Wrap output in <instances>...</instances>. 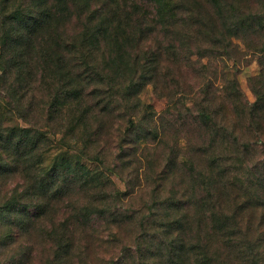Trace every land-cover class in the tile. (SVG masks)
I'll return each instance as SVG.
<instances>
[{"label": "rangeland", "instance_id": "rangeland-1", "mask_svg": "<svg viewBox=\"0 0 264 264\" xmlns=\"http://www.w3.org/2000/svg\"><path fill=\"white\" fill-rule=\"evenodd\" d=\"M153 1L0 0V264H264V0Z\"/></svg>", "mask_w": 264, "mask_h": 264}, {"label": "trees", "instance_id": "trees-1", "mask_svg": "<svg viewBox=\"0 0 264 264\" xmlns=\"http://www.w3.org/2000/svg\"><path fill=\"white\" fill-rule=\"evenodd\" d=\"M147 3H149L150 5H152L154 3L153 0H145ZM204 1L206 0H201V2H199V9H201V11H203V16L206 17L208 16L209 20L214 24L215 19L214 16L211 15V13L209 12V10L206 9V6L204 4ZM34 11L32 12V14H30L29 16H23L22 21L25 22V24H27V26L29 27V29L33 30V33L40 38H43V36H41V30L42 28H44L49 22V18L51 17V19H53V13L51 8L49 7V9L47 8L44 12H40V11ZM47 12V13H46ZM28 18V19H27ZM44 34V31L42 32V35ZM6 39V38H5ZM5 39H3V42L5 41ZM204 123H210L213 122V111L209 110V111H205L204 112ZM214 123V122H213ZM212 123V124H213ZM216 125V124H215Z\"/></svg>", "mask_w": 264, "mask_h": 264}]
</instances>
